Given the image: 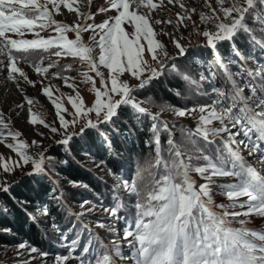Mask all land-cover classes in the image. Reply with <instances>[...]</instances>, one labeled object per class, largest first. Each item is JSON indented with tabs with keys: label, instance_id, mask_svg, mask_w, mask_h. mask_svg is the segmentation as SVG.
Returning <instances> with one entry per match:
<instances>
[{
	"label": "snow or ice",
	"instance_id": "snow-or-ice-1",
	"mask_svg": "<svg viewBox=\"0 0 264 264\" xmlns=\"http://www.w3.org/2000/svg\"><path fill=\"white\" fill-rule=\"evenodd\" d=\"M163 3L164 0H159V4L153 0H111L110 9L117 14L93 24L87 22L94 19L93 14L81 10L85 4L90 5L91 0H0V57L4 58L0 59V65L7 69L10 78H22L35 87L36 82L30 80L18 65L21 61L32 63L37 73L48 74L56 67V62L42 67L40 63H33L31 57L50 49H56L53 53L56 57H78L86 65V71L81 74L85 83H91L90 91L94 93L90 105L76 91L75 98L68 97L74 110L68 113V109L53 98L52 86H44L42 94L53 105L56 117V120L46 122L45 114L36 107L37 102L24 97L29 106V122L42 125L54 134V144L69 146L74 138L86 137L92 130L107 141L102 128L115 123L126 108L132 110L138 124L142 125L145 119L150 122L148 131L152 140L146 143L154 144L156 171L140 168L131 181L121 178L113 189L111 206L84 200L80 204L81 211L73 213L79 217L97 209L107 213L111 224L98 222V226L107 227L114 238L108 245L103 242L93 244L90 240L76 256L72 252L80 246V240L72 239L68 254L56 256L55 264H69L72 259L79 264H118L126 260L133 264H264V227L247 226L251 217L264 218V69L257 71L248 67L247 62L255 60V56L245 55L237 46L238 40L246 38L244 42L251 44L253 51L259 48L264 53V40L258 39L249 25L251 20L259 26V31L264 32V0H216L218 9L212 7L210 0H204L205 7L211 12H201L199 20L201 24L210 23L213 28L200 30L199 24L192 23L197 34L205 38L206 47L212 49L214 64L219 69V72L211 73L213 82L209 91H201V81L209 77L200 73L196 79L187 68L181 70L166 45L156 38L160 33L154 29L151 12ZM167 3L171 5L174 0H167ZM62 7L75 12L77 22L70 25L56 20L54 16L60 14ZM179 7L185 10V15L177 13V28L188 27L185 21L191 20L196 9L188 10L183 3ZM108 10L99 9L100 12ZM162 23L173 22L171 19L154 21L156 25ZM48 29L57 35L42 37L41 32ZM86 31L92 32L87 42L81 35ZM26 32L34 38H23ZM69 32L75 33V37L69 38ZM161 32L170 37L177 56L190 54V46L181 43L183 36ZM9 33L19 38H11ZM222 42L229 43L227 62L218 48ZM192 55L195 61V54ZM232 56L241 61L235 72L231 70V65L236 63L230 59ZM71 67L67 65L63 71L69 72ZM89 73H94L95 77ZM166 73L183 81L188 94L198 96L192 106H174L167 101L157 104L151 97L137 98L140 90L148 88ZM51 76L62 79L65 86L75 91L76 85L70 83L75 78L59 71L52 72ZM253 76L256 81L251 79ZM95 78H99V87ZM174 94L181 98L184 95L178 89ZM205 98L208 102L201 103L200 100ZM145 102L158 107L159 111L152 113L142 106ZM17 107L23 108L24 104ZM164 112L195 121V127L184 129L185 137L192 144L190 152L176 142L168 121L161 118ZM57 120L58 126H55ZM162 131L169 133L166 148L161 146ZM38 134L45 135L43 132ZM21 136L20 131L11 130V120L6 122L0 112V143L11 137L14 143H7L6 147L18 156L11 164L0 162L3 172L13 177L11 180L0 179V193L11 194L23 177L42 176L48 172L52 160L47 155L48 149L42 148L40 141L33 140L29 144L20 139ZM108 144L111 148L110 141ZM240 146L248 157L254 158V163L243 155ZM31 148L38 151L32 153ZM2 159L0 157V161ZM28 166H31L30 170H26ZM16 171L20 172V177L15 176ZM193 173L203 183L197 184ZM217 178H231V182L218 183ZM217 190L227 203L215 202L213 197ZM53 199L64 206L62 192ZM18 203L23 206L27 201ZM43 213L48 216V209L45 208ZM121 221L123 227L118 229L116 225ZM51 227L61 231L55 223ZM121 239L127 243L129 252L123 251ZM93 246L98 248L94 254L91 252ZM27 247L26 242L18 245L21 250ZM29 251L37 253L38 249L31 247Z\"/></svg>",
	"mask_w": 264,
	"mask_h": 264
},
{
	"label": "trees",
	"instance_id": "trees-1",
	"mask_svg": "<svg viewBox=\"0 0 264 264\" xmlns=\"http://www.w3.org/2000/svg\"><path fill=\"white\" fill-rule=\"evenodd\" d=\"M249 25L254 29L257 38L264 40V32L259 31V27H256L257 25L253 24L251 20H249ZM245 39L238 40L237 46L245 55L257 56V49L253 51L251 44L244 42ZM218 48L227 62L230 52L229 43L222 42ZM53 51L54 49L48 52H38L31 59L35 63L39 55L51 54ZM192 54H195V61ZM188 55L190 56L185 60L175 58L174 62L181 70L187 68L191 76L195 75L194 68L202 72L199 67L204 66L206 69V65L214 72H219L214 64L212 50L195 46L190 49ZM233 58L236 57H230V59ZM233 67H235L234 64L231 65V70ZM168 74L153 81L148 88L140 90L137 98L151 97L157 104L167 101L174 106L183 107L186 104L192 106L198 96L188 94L186 92L187 85L179 78H174L173 75ZM177 89L184 94L182 98L175 96L174 92ZM200 102L206 103L208 101L205 98L201 99ZM144 105L150 108L149 110H153L152 113L159 111V108L152 104L145 102ZM136 124L138 123L132 116V110L126 108L115 123H110L102 128V131L107 134V141L95 130H92L86 137L74 138L69 146L58 145L49 150L48 155L55 160V173L65 185L69 184L68 187L60 190V193H63L64 201L69 205L75 204L77 198L82 197L97 204L102 203L104 206H111L114 203L112 199L114 185L104 181L102 177L93 173L87 165L82 164L83 154L102 162L111 170L112 175L115 173L122 177L123 173H128L129 178L127 180L134 179L137 170L140 168L156 171L154 144L146 143V141L152 140L151 133L148 131L150 122L145 119L142 125L138 124L137 127ZM173 125L175 127H172ZM173 125L171 131L173 130L172 133L176 142L185 151L190 152L192 144L184 135V129L186 128L179 122ZM116 128L119 129L118 132L115 131ZM168 138L169 133L162 131V148L167 147L166 141ZM108 141L111 142L110 151L106 144ZM192 175L197 184L202 181L195 173ZM72 182L76 183L73 184ZM83 185L88 187L85 188ZM53 189L54 185L46 175H34L23 177L21 183L13 187L11 194L0 193V246L26 242L28 246L37 248L38 252H49L56 246L55 235L47 230V224L43 223L41 218L36 215L39 206L48 209L47 219L51 224L55 223L61 229V235L71 239L80 235L83 246L88 243L87 235H89V231L84 229L64 206L53 199L55 195L59 194L57 191L54 192ZM121 194L123 195V192ZM25 200L27 204L23 206L18 203ZM8 229L10 231H6ZM107 235L109 238H113L112 235ZM0 264L5 263L0 261Z\"/></svg>",
	"mask_w": 264,
	"mask_h": 264
},
{
	"label": "rangeland",
	"instance_id": "rangeland-1",
	"mask_svg": "<svg viewBox=\"0 0 264 264\" xmlns=\"http://www.w3.org/2000/svg\"><path fill=\"white\" fill-rule=\"evenodd\" d=\"M110 2L111 0H91L90 5L85 4L81 10L84 12H90L94 16V19L89 20L87 22L96 24L103 22L105 19H107L110 16L116 15L117 14L116 11L110 9ZM153 2L159 4V0H153ZM180 3H183L185 5V8L188 10L192 8L196 9V12L191 14V20L185 21L188 27L179 26V28H177V13H180L181 15H185V10H182L179 7ZM210 3L212 4L213 8L218 9L216 0H210ZM225 6L228 5L226 4ZM101 8H106L109 10L106 12H100L99 9ZM142 11L147 12L148 10L143 9ZM201 12H204L205 14H210L211 12L209 8L205 7L204 0H174V3L171 5L167 3V0H164L163 5H161L156 10H153L151 12V21L153 22L154 29L158 33H160L157 35L156 38L160 40L164 45H166L169 55L173 57V60L175 58L185 60L190 55L186 54L185 56H177L176 55L177 49L175 48L172 40L168 35L162 34L161 30L166 31L168 33H172L177 37L183 36L184 39L181 40V43L185 46H190V49H192V47L195 46H202L203 49L212 50L210 47H206L205 38L201 35H198L197 31L194 30L195 25L192 23V21H195L196 24L200 25V30H203L204 28H210V29L213 28V26L210 23L201 24L199 20V15ZM54 18L62 23H67L70 25L77 22L76 13L68 12V10L63 7L61 8L60 14L55 15ZM156 19H160V20L171 19L173 23L172 24L162 23L156 25L154 24V21ZM256 27L259 26L257 25ZM128 30L131 31V29ZM8 35L11 38H19L11 33H9ZM55 35L57 34L54 31H52V29H48L41 32V36L44 38H48L49 36H55ZM81 35L83 40L87 42L89 40V37L92 35V32L91 31L82 32ZM67 36L69 38H74L75 33L69 32L67 33ZM23 38L32 39L34 37L33 34L26 32ZM144 43H145V55L147 56L146 42ZM256 49L258 53L257 56H255V60H249L247 62V66L253 70L258 71L260 69H264V53H262L259 50V48ZM55 51L56 49H54V51L51 54L44 53L42 54V56L39 55L35 62V63H40L42 67H46L49 63L56 62V67L50 69V72L48 74L37 73L32 63H24L23 61L19 63L18 66L26 73L29 79L36 82L35 87L25 82L22 78L13 80L8 76L7 69L3 65H0V112L3 113L4 117L6 118V122L9 119L11 120V130L13 131L18 130L22 133L20 139L26 140L29 144L33 140L40 141L41 147L47 148L48 153L50 149H52L55 146H58L53 143L54 134L50 133V131L44 128L42 125H32L29 122L30 117L27 110L29 106L24 100V97L25 96L31 97L35 102H37L36 107L38 108L39 111L45 114L46 122H52L56 120V117H55V109L53 105L50 103L48 98L42 94V87L51 85L52 91L54 93L53 98L58 99V102L62 103L63 107L68 109V113L74 112L71 105L68 103V97L72 96L73 98H75L76 91H78L81 94L84 101L87 102L89 105L91 104L94 98V93L90 91L91 83L90 82L85 83L84 77L81 74L82 72L86 71V65H83L78 57L64 56V55L60 57H56L53 54ZM41 57L43 59H41ZM0 59H4V58L0 57ZM232 60L236 61V63L234 64L235 67L232 68V71L235 72L238 69V66L241 63V61L237 57L233 58ZM171 62L172 61H169V63ZM5 63H7L6 60ZM67 65L72 66L71 71L64 72L63 69ZM199 68H201L202 72H199L194 68L195 75L193 77L199 79L200 73H204L206 76H208L209 79L201 81V89H203V91H209L211 84L213 82L211 79V73L214 71L208 65H206V69L204 66H200ZM102 70L106 71L104 69ZM56 71L61 72L62 75H67L69 77L75 78L74 80H70V83H74L76 85L75 91L65 86L62 79L54 78L51 76V73ZM89 75L95 77L94 73H89ZM95 79L97 82V87H99L100 86L99 78H95ZM245 79H247V77H245ZM251 79L253 81H256L257 78L253 76L251 77ZM17 84H19V88L17 87ZM21 89L23 91H21ZM56 89H58L59 91H56ZM247 93L248 90L245 89V94ZM18 104H24V107L18 108L17 107ZM142 106L145 107L144 104ZM65 116L67 119H71V116H69L68 114H65ZM161 118L168 121L170 128L174 123L177 122L183 124L186 129L195 127V121L193 119L189 117L177 118L171 112L162 113ZM55 126H58V120ZM136 126L138 127V124H136ZM39 132H43L45 134L44 137H41L38 134ZM5 133H7V130H5ZM7 143H14V141L12 140L11 137H7L5 143H0V157L3 158L2 161L0 162L11 164L12 161L18 159V156L16 155L15 152H13L12 149L6 147ZM106 144L110 151L108 142H106ZM240 148L243 151V146H240ZM29 151L35 153L36 151H38V149L31 148ZM243 155H245L247 159L253 161L254 163V158L248 157L246 151H243ZM82 156H83V160L81 161L82 164H84L85 166L87 165L93 173L102 177L103 180L108 182L109 184H113L114 187L121 178L125 180L129 178L128 173H123L122 177H120L119 175H112L109 169L102 162H98L97 160L91 159V157H88L87 155L84 154ZM9 157H11V160H9ZM54 161L55 160L52 158L51 163L48 165V172L46 176L53 183L54 189L58 193H60V190H62L65 187H68L69 184L65 185L62 182V179H60L58 175L55 173ZM30 167L31 166H28L26 170H30ZM15 176L20 177V172L16 171ZM196 176L200 178L198 175ZM4 177H7V179L9 180L13 178L11 175L4 173L2 168H0V179ZM129 181H131V179H129ZM218 181L219 183H229L231 182V178H217V182ZM200 183H203V180ZM213 199L215 200L216 203L228 202L223 195L219 194L218 190L216 191V195L214 194ZM84 200L85 199H83L82 197L77 198V203L70 205L66 201H64V207L73 215V213H78L81 211L80 204ZM92 203L97 204L94 202ZM43 210L44 208L39 206L36 215L41 218V221L43 223L47 224V230L51 231L55 235L54 240L58 248L55 246L49 252L30 253L29 251V248H31L30 246L21 250L18 249V245H19L18 243H14L10 246H0V261L4 262L5 264H24L25 261H27L28 264H55V257L59 255L68 254V249L71 247V240L76 238H79L80 246L77 247L74 252H72V255L76 256L82 253L83 244L81 243L80 235H77V237L75 236L72 239L71 238L64 239L63 237L65 236L61 235L60 232L55 231L51 227L52 224L47 219V216L44 215ZM74 217L75 220H77L83 226L84 229L89 231V235H87L88 241L91 240L93 244H95L96 242H103V244L108 245L110 241L114 238V234L109 232L107 227L101 228L98 226V222L104 223L105 225L111 224L112 222L108 214L103 212L102 210L97 209V211H95L94 213L85 215L84 217H79V216H74ZM249 219H250V223L247 225L248 227L250 228L264 227V218L251 217ZM116 227L118 229H122L123 222L122 221L118 222ZM107 234L112 235L113 238H109ZM120 243L123 247V251L126 253L129 252L127 243L122 239L120 240ZM97 251H98L97 247L93 246L91 248V252L93 254L96 253ZM18 252L20 253L19 256L17 255ZM43 253H47V255H42ZM69 264H79V262L75 259H72L69 261ZM118 264H133V261L131 260L120 261L118 262Z\"/></svg>",
	"mask_w": 264,
	"mask_h": 264
}]
</instances>
